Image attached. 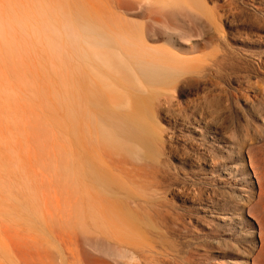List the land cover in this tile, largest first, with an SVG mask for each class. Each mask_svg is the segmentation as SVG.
<instances>
[{"label": "rangeland", "instance_id": "1", "mask_svg": "<svg viewBox=\"0 0 264 264\" xmlns=\"http://www.w3.org/2000/svg\"><path fill=\"white\" fill-rule=\"evenodd\" d=\"M0 25V264H264V0H0ZM93 30L176 74L104 102Z\"/></svg>", "mask_w": 264, "mask_h": 264}, {"label": "bare ground", "instance_id": "2", "mask_svg": "<svg viewBox=\"0 0 264 264\" xmlns=\"http://www.w3.org/2000/svg\"><path fill=\"white\" fill-rule=\"evenodd\" d=\"M257 1L260 5L262 4V0ZM203 15L204 19H200V27L202 43L203 46H206L207 26L210 17L215 18L218 23L222 20V16L215 9L211 10V13L204 10ZM248 18L252 21L253 18H257V13H250ZM77 21L81 22L80 24L86 22L83 17H77ZM95 33L97 30L90 31L89 37L83 40L84 44L79 50V60L86 75L93 80V85H96L95 91L97 94L99 93L104 102L120 101L124 106L129 107L128 102L131 97L129 90L136 89L138 83L144 84L148 89L154 85L166 84L176 74L173 66L174 61L160 50L154 51L145 43H134L128 39L115 41L109 39L105 34L93 36ZM110 75H116L121 84L112 80ZM134 103L135 105L130 108V111L138 113L141 110V100L136 98ZM222 107V101L216 95L206 94L204 96L200 115L205 128H208L210 124L214 125ZM111 125V128L99 126V133L104 139L119 144L117 127L115 124Z\"/></svg>", "mask_w": 264, "mask_h": 264}]
</instances>
